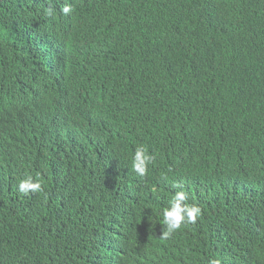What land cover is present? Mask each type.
<instances>
[{
	"label": "trees",
	"instance_id": "16d2710c",
	"mask_svg": "<svg viewBox=\"0 0 264 264\" xmlns=\"http://www.w3.org/2000/svg\"><path fill=\"white\" fill-rule=\"evenodd\" d=\"M2 145L0 264H264V0H0Z\"/></svg>",
	"mask_w": 264,
	"mask_h": 264
},
{
	"label": "clouds",
	"instance_id": "9594fccd",
	"mask_svg": "<svg viewBox=\"0 0 264 264\" xmlns=\"http://www.w3.org/2000/svg\"><path fill=\"white\" fill-rule=\"evenodd\" d=\"M16 2H22V0H16ZM150 2L153 7L158 9L165 0H150ZM15 9H17V11H15ZM19 9L20 7L18 6L16 8L12 7L10 13H13L14 11L18 12ZM60 11L65 15H69L72 12V6L70 4H65ZM51 14L52 9H49V15ZM2 28L7 29L8 23ZM5 101H13V106L19 104L14 99H7ZM4 149L5 145L0 146V153L1 151H4ZM152 159L153 157L148 154L146 148L142 146L137 147L132 157V171L139 176L146 175L148 165ZM8 167L9 164L2 156H0V172L4 171L6 168L8 169ZM18 190L20 193L28 195L29 193H38L42 191V186L38 181H34L32 177H28L19 181ZM186 200L187 194L183 191H177L173 194L168 207L163 211V223H161L164 226L161 235L162 239L170 238L174 232L180 230L182 226L186 224L195 223L198 216L201 215V208L196 205L186 204ZM209 264H220V261L212 259L209 261Z\"/></svg>",
	"mask_w": 264,
	"mask_h": 264
},
{
	"label": "bare ground",
	"instance_id": "6f19581e",
	"mask_svg": "<svg viewBox=\"0 0 264 264\" xmlns=\"http://www.w3.org/2000/svg\"><path fill=\"white\" fill-rule=\"evenodd\" d=\"M69 49V48H68ZM59 52V51H58Z\"/></svg>",
	"mask_w": 264,
	"mask_h": 264
}]
</instances>
